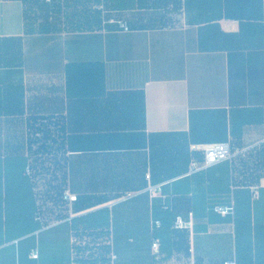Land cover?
Instances as JSON below:
<instances>
[{
	"label": "crops",
	"instance_id": "obj_1",
	"mask_svg": "<svg viewBox=\"0 0 264 264\" xmlns=\"http://www.w3.org/2000/svg\"><path fill=\"white\" fill-rule=\"evenodd\" d=\"M260 2L0 0V264H264Z\"/></svg>",
	"mask_w": 264,
	"mask_h": 264
},
{
	"label": "built area",
	"instance_id": "obj_2",
	"mask_svg": "<svg viewBox=\"0 0 264 264\" xmlns=\"http://www.w3.org/2000/svg\"><path fill=\"white\" fill-rule=\"evenodd\" d=\"M119 25L123 30L128 31L129 27L127 26L126 23L123 22H114ZM197 151H202L204 155V160H203V166H200L199 163L194 162L192 163V172H198L199 170L203 168H209L213 167L215 165H218L220 163L232 160L236 155L242 153L240 150H234L232 144L230 143H220V144H214V145H208V146H202V147H197ZM26 175L30 178L33 177L34 175V168L32 165H28L26 168ZM154 194L160 193L159 188H153L151 190ZM60 200L63 204L69 205L76 203L78 201V197L76 195H73L69 190H64L61 193ZM129 197V196H127ZM164 210L168 211L171 210L170 207L165 206ZM233 210V208L229 207H218L216 211L220 214H228ZM192 215V214H190ZM36 221L42 224V228H46L47 226L50 225V223H46L45 221V211L44 209H40L38 211V214L36 215ZM155 226L161 227L162 222L160 220H157L154 223ZM186 222L183 220L181 216L176 217L173 227L175 229H183L186 227ZM98 247L102 246V244L99 242ZM112 245L111 240L106 241V247H110ZM158 246V243L154 244V248ZM34 258H38V254L33 255ZM79 257H81V254L76 253L75 255V261L74 264H112L113 261L116 259V256L112 253H110L108 250H95L93 252V258L94 260L90 261L89 263H81L79 261ZM92 259V258H91ZM226 264H235V263H226Z\"/></svg>",
	"mask_w": 264,
	"mask_h": 264
},
{
	"label": "trees",
	"instance_id": "obj_3",
	"mask_svg": "<svg viewBox=\"0 0 264 264\" xmlns=\"http://www.w3.org/2000/svg\"><path fill=\"white\" fill-rule=\"evenodd\" d=\"M255 2H256V0H255ZM259 8L260 9L262 8V0L260 2ZM249 10H252L250 7V0H225V11H226L227 17H234L237 19H253V18L259 19L260 18V14H256L255 13L256 11H254V13L250 12L248 14ZM239 12L242 14H240ZM166 212L172 213L173 210L171 209V210H168ZM37 214H38V211L34 217L35 221H36V215ZM37 224L42 229V227H43L42 224L39 222H37Z\"/></svg>",
	"mask_w": 264,
	"mask_h": 264
},
{
	"label": "rangeland",
	"instance_id": "obj_4",
	"mask_svg": "<svg viewBox=\"0 0 264 264\" xmlns=\"http://www.w3.org/2000/svg\"><path fill=\"white\" fill-rule=\"evenodd\" d=\"M50 136H51V132H50ZM53 146H54V145H51L50 147H53ZM58 187H61V186H59V185L57 184V185H56V188H58ZM59 195L61 196V194H59ZM59 195H58V197H57V199H59V201H58V203H57L58 205L61 204V201H60V198H61V197H60Z\"/></svg>",
	"mask_w": 264,
	"mask_h": 264
}]
</instances>
